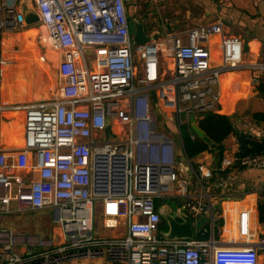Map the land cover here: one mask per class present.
<instances>
[{
  "label": "built area",
  "instance_id": "2783aa9c",
  "mask_svg": "<svg viewBox=\"0 0 264 264\" xmlns=\"http://www.w3.org/2000/svg\"><path fill=\"white\" fill-rule=\"evenodd\" d=\"M19 2L0 7V63L4 33L28 28ZM148 2L159 8L167 0ZM33 4L61 55V85L49 99L14 106L3 103L0 81V217L49 210L59 231L42 238L0 229V264H259L247 211L239 214L242 249L212 250L160 232L158 202L187 197L189 188L178 143L161 131L156 111L179 131L184 151L181 116L191 127V116L198 123L219 110L223 73L249 67L258 72L251 84L260 85L264 65L245 64L242 38L218 21L138 45L126 0ZM13 112H24L18 149L1 135V118ZM229 168L264 169V154L224 156L220 169ZM194 209L211 212L205 202ZM97 216L112 236L94 233Z\"/></svg>",
  "mask_w": 264,
  "mask_h": 264
},
{
  "label": "crops",
  "instance_id": "0c3cea01",
  "mask_svg": "<svg viewBox=\"0 0 264 264\" xmlns=\"http://www.w3.org/2000/svg\"><path fill=\"white\" fill-rule=\"evenodd\" d=\"M200 1L206 7L205 13L208 23L219 21L224 24L225 31L229 35H239L242 38L245 50V64L247 66L264 65V0ZM3 2L4 0H0V7ZM21 2L22 0H20L18 5L19 12L25 10L23 7L21 8ZM32 5L34 6L33 0ZM3 18L4 14L2 13L1 19ZM231 25L238 28L236 34L231 33ZM41 31L43 33L42 43H49L46 28L42 27ZM37 36L38 34L30 30L24 36L17 35L12 41H4V56L15 54L7 52L15 42L22 43L23 49L21 51H23L24 55H27L24 56L25 58L20 63V68L24 69L26 67L25 70L21 72L17 67L14 70L16 74L22 73L20 78L15 79L17 75H14V73L6 77V83L3 87L4 104H11L15 101H20V99L24 100L27 95L29 97L35 96V99L42 97L34 94V79L32 76L35 67V70H46L39 58H42V56L46 58L50 53L60 65V53L49 49L47 55H43L40 48H38V44L34 47L37 43ZM211 49L217 53L218 46L212 45ZM29 67H31L32 71L29 70ZM47 72H50L52 77L53 70H48ZM257 75L258 72L249 67L226 74L225 79L221 82L223 99L219 110H223L228 116L233 118V123L240 132L258 139H264V119L253 118L254 114L264 115V93H261L260 87L264 83V78L258 86L251 84L252 77ZM10 78L12 82L17 83L13 86L12 92L7 82ZM38 84L37 82L35 90L39 88ZM54 86L51 82L50 91H52ZM56 90L59 93L60 87L55 88ZM188 128L192 130L191 127ZM224 144L226 147L224 156L237 152L238 144L234 136H230ZM182 152L184 153V151ZM222 159L217 152L208 151L194 159H190L197 175L189 169L188 161L186 166L178 161L183 177L188 182L189 194L187 197H170L171 199L168 198V200L176 202L180 210H183L184 207H190L188 212L198 225L194 231L193 240L210 242L212 250L242 249L246 247L242 243L239 231V214L245 211L250 215L249 230L254 242L256 243L258 240L264 242V223L260 221L259 212L261 195L264 198V169H220ZM190 174H193L198 181L195 185L198 193H190L192 186L187 180ZM204 184H206V187ZM168 200H164L165 203L163 205L166 211L170 212L169 206L166 204ZM178 201L181 203L180 205ZM204 202L211 206V212L206 213L205 216H203L204 213H196L194 209L198 204ZM204 217L210 221L206 225L201 226L199 220ZM167 229V223L162 218L160 232H165ZM113 234L114 231L110 236ZM96 264L102 263L98 262ZM259 264H264V250L261 251Z\"/></svg>",
  "mask_w": 264,
  "mask_h": 264
},
{
  "label": "rangeland",
  "instance_id": "374dc122",
  "mask_svg": "<svg viewBox=\"0 0 264 264\" xmlns=\"http://www.w3.org/2000/svg\"><path fill=\"white\" fill-rule=\"evenodd\" d=\"M26 1V0H24ZM126 5L128 9V15L131 21V30L134 32V23L135 21H139L145 30V33L150 38H155L158 40H164L165 37L170 34L171 32H183L189 29L196 28L202 24H206L207 16L205 13L206 7L202 5V1L200 0H167L162 6L159 8H154L152 5L149 4L148 0H126ZM44 27L43 25L39 24L36 27L31 26L25 30L17 31V32H5L3 35L4 41H12L13 38L17 35L24 36L32 29H37L38 36H37V43L34 47L38 44V48L41 50V54L47 55L49 49L52 50L49 46V43L44 44L42 43L43 33L41 28ZM231 33L236 34L238 32V28L236 26H230ZM239 36V35H238ZM11 39V40H10ZM28 40V44H29ZM22 43L15 42L14 45L11 47L8 53H15L10 56H4L3 52V59L0 63V81L2 85V100H4V92L3 87L6 83L7 75H12L16 67L21 70H25L22 67L20 68V63L24 56L23 51H21ZM11 57V58H10ZM42 64L45 66L47 70H53V74L51 77L50 72L48 73L46 70H35L32 73L34 79V94L37 96H42L39 99H35L34 97H28L24 100L20 99V101H15L11 103L12 105H22L26 102L28 103H35L39 100L49 99L54 94L57 93L58 90L55 91V88L60 87L59 83V75L58 73H54L55 69L59 72L60 65L54 59V57L49 53V55L42 56L39 58ZM29 70L32 71L31 67ZM14 73L15 79L20 78L22 73ZM232 73L231 71L223 73L222 81L225 79L226 74ZM264 74L262 75L261 80H263ZM264 81V80H263ZM262 81V82H263ZM9 84V89L11 92L13 91V86L17 84L16 82H12L11 78L7 81ZM39 83V88L35 90L36 83ZM51 82L54 88L51 90ZM222 84V83H221ZM33 94V95H34ZM158 116V124L161 127V131L166 132L171 138H173L178 143L177 149V156L178 161L182 162L184 166L187 165V160L185 154L182 152L183 150L180 147V133L174 127L172 122H168V128L163 125L162 118L160 113L156 111ZM11 117V120L7 118H1V135L2 141L5 146L13 147L14 149H18L19 146L23 144V117L24 112H13L8 113ZM197 117V116H196ZM161 118V119H160ZM181 120L183 122V129L189 127L188 119L185 115L181 116ZM189 184L191 187L190 193H198L195 188V185L198 183L196 177L193 174H190L187 177ZM206 187V184H204ZM165 202L159 201L158 204L162 205ZM178 204L180 205L181 203ZM97 220L94 226V233L96 235H103V236H110L113 233L111 228H105L103 225V221L101 217L97 216ZM200 225L204 226L209 223V219L202 218L199 220ZM7 228L11 230H17L18 232H25L31 235L41 236L42 238H51L54 233L59 231V227L56 226L53 222V213L52 211H44V212H22V213H15L12 215H4L0 217V229ZM261 253V252H260Z\"/></svg>",
  "mask_w": 264,
  "mask_h": 264
},
{
  "label": "trees",
  "instance_id": "16d2710c",
  "mask_svg": "<svg viewBox=\"0 0 264 264\" xmlns=\"http://www.w3.org/2000/svg\"><path fill=\"white\" fill-rule=\"evenodd\" d=\"M260 87L261 93H264V83ZM253 118L264 119V115L254 114ZM232 119L223 110L202 114L198 119V124L206 133V137L203 139L199 138L190 128H182L183 147L188 158L194 159L208 151L217 152L222 159L226 150L224 143L230 136H234L237 140V157L264 154V139H258L240 132ZM192 134L195 135L194 139L192 138ZM210 143L216 144L218 147L212 150ZM261 198L259 202L260 221L264 223L263 195H261Z\"/></svg>",
  "mask_w": 264,
  "mask_h": 264
},
{
  "label": "water",
  "instance_id": "95a60500",
  "mask_svg": "<svg viewBox=\"0 0 264 264\" xmlns=\"http://www.w3.org/2000/svg\"><path fill=\"white\" fill-rule=\"evenodd\" d=\"M20 5L21 8L23 7L25 9L20 13L23 14L27 27H36L37 25L41 24V17L34 9V6L32 5V0H22ZM133 35L134 43L138 45H143L151 39L145 33L144 27L139 21H135L134 23ZM190 123L193 132L199 138L203 139L206 137V133L201 129L194 116L190 117ZM210 146L212 150L218 147L216 144L213 143H210ZM166 204L167 206H169L170 212H167L164 208L159 209V213L161 217L166 221L168 227L167 231L161 233V236L169 240H193L194 231L198 225L190 216L187 209L184 208L183 210H180L176 202L171 200H168ZM205 215L206 214H203V216ZM262 250H264V244Z\"/></svg>",
  "mask_w": 264,
  "mask_h": 264
},
{
  "label": "flooded vegetation",
  "instance_id": "af4514ba",
  "mask_svg": "<svg viewBox=\"0 0 264 264\" xmlns=\"http://www.w3.org/2000/svg\"><path fill=\"white\" fill-rule=\"evenodd\" d=\"M160 208H164L165 209V206L163 204L162 205L159 204V209ZM256 243H257V247L259 248V250L262 251L264 242H262L261 240H258Z\"/></svg>",
  "mask_w": 264,
  "mask_h": 264
},
{
  "label": "bare ground",
  "instance_id": "6f19581e",
  "mask_svg": "<svg viewBox=\"0 0 264 264\" xmlns=\"http://www.w3.org/2000/svg\"><path fill=\"white\" fill-rule=\"evenodd\" d=\"M34 31V33L38 34L37 29H32ZM54 73H59L57 69H55Z\"/></svg>",
  "mask_w": 264,
  "mask_h": 264
}]
</instances>
